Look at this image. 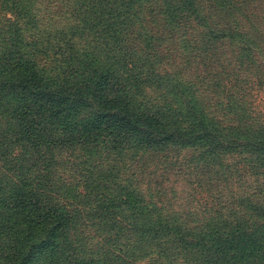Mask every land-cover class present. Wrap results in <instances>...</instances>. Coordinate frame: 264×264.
<instances>
[{"label":"trees","instance_id":"trees-1","mask_svg":"<svg viewBox=\"0 0 264 264\" xmlns=\"http://www.w3.org/2000/svg\"><path fill=\"white\" fill-rule=\"evenodd\" d=\"M260 53L264 0H0V264H264Z\"/></svg>","mask_w":264,"mask_h":264},{"label":"rangeland","instance_id":"rangeland-1","mask_svg":"<svg viewBox=\"0 0 264 264\" xmlns=\"http://www.w3.org/2000/svg\"><path fill=\"white\" fill-rule=\"evenodd\" d=\"M135 8H136V6L134 7V9ZM136 10H138V9H136ZM137 15L139 17V20L141 21L143 15H144V12L143 11L139 12ZM263 56H264V54L260 53V58H263ZM218 58H220V60L222 58V63H223V60H227V61H231L230 64H233V65L239 64L237 62V59H236V51L231 47H224V48L215 49L214 54L213 53H209V54L207 53L206 58L204 59V61H202V63H198V64L191 63V66L186 69V74L188 76H190L191 78H193L194 74H196L198 72H203L205 66H207V65L215 66L216 63L214 61ZM218 64L221 68H223L221 63H218ZM241 68L244 71L246 70L245 65H242ZM225 70H226V68H225ZM191 72H194V73L191 74ZM224 74L225 75H222L224 77V80H225L224 82H227L226 80H229V75H227L226 73H224ZM252 78H254V77H251V79ZM229 85L230 84L227 83V88L229 87ZM248 92H249V95H247V100L250 101L251 106L254 107V110L257 113H259L258 117L260 119L264 120V88L254 87L252 89H249ZM151 171H153V179L151 180L150 178H147L146 181H151L150 186L155 187V189L157 190V161L153 164ZM251 173H252V170H250V169H246V170L244 169L243 170V177L246 178L250 184L252 182L254 183V179H255V177L253 175H251ZM174 179H176V178L171 177V179H170V181L173 183V186L175 188H177L178 191H182V189H180V188H183L184 184L179 182V181H175ZM240 181H242V180H240ZM240 181H237L236 177L234 176L233 179L229 180L228 186L231 185V190H233V191L239 190V192H241L240 189H238V188L243 189L244 187H239L238 182H240ZM210 185H211L212 190L216 188L217 191H221L223 193L225 192V190H224V185H226L225 183L224 184H222L220 182L219 183H211ZM190 186L194 187L193 185H190ZM195 190H196V192H194L193 196L192 195L190 196V198H193L192 206L194 205V203L196 201L199 202L201 197L206 198V196H210V197L212 196V193L210 191H206L205 189H202L203 192H201V193H199L197 189H195ZM227 192L228 191H226L225 193H227ZM162 199H163V197H162ZM200 203H203V202L201 201ZM175 208L180 209L179 207H175Z\"/></svg>","mask_w":264,"mask_h":264}]
</instances>
